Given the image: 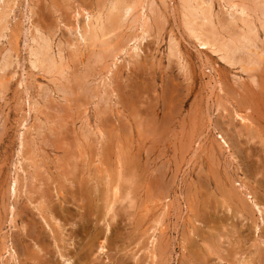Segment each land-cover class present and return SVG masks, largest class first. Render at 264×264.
Masks as SVG:
<instances>
[{
	"label": "rangeland",
	"instance_id": "1",
	"mask_svg": "<svg viewBox=\"0 0 264 264\" xmlns=\"http://www.w3.org/2000/svg\"><path fill=\"white\" fill-rule=\"evenodd\" d=\"M113 1L7 0L0 264L40 263L39 245L50 264H69L60 249L91 242L118 185L131 194L117 203V225L104 227L113 242L86 264H264V213L248 197L264 210V0H205L214 25L204 20L203 30L218 35L211 49L185 25L183 0H121L135 5L116 25L105 17ZM100 17L106 37L84 42ZM247 22L255 42L243 48ZM230 41L241 48L229 60L215 47ZM44 43L53 73L32 64ZM88 205L95 213L81 219Z\"/></svg>",
	"mask_w": 264,
	"mask_h": 264
},
{
	"label": "bare ground",
	"instance_id": "2",
	"mask_svg": "<svg viewBox=\"0 0 264 264\" xmlns=\"http://www.w3.org/2000/svg\"><path fill=\"white\" fill-rule=\"evenodd\" d=\"M10 1V0H9ZM13 1V5L17 2V0H12ZM120 1L121 0H114L113 2H112V6H111V8H110V13L109 12H107L109 15H105V17L107 18V22L109 23V21H110V23L109 24H113V23H115V24H113V25H116L117 24V22H118V19H119V17L123 20V18H124V15L127 13V14H130L131 13V11L133 10V8H134V6L133 5H135V4H133L132 5V3L131 4H126L125 3V5H123V3H122V5L120 4ZM193 1H195L196 2V5L193 3ZM207 1V0H206ZM206 1L205 0H183V5L186 7V9H187V12H188V14L186 13V16L188 17V19H184L185 21H187V22H185V25H186V23H188V24H190L192 27H191V30L192 31H190V32H194V34H195V36H196V38H197V40L199 41V44H201L202 46H206V47H208L209 45L211 46H213V45H215L216 44V41H218V39H216V38H214V37H216V36H218L217 34H216V36H215V34L213 35L212 34V36H210L209 34H207V33H205L206 31H204L203 30V26H205V25H203V24H206V23H211L212 24V20H211V15H212V13H211V8H212V6H211V2L209 3V1H208V5L207 6H205V4H206ZM258 1V0H257ZM261 2V1H260ZM4 3V8H3V6H2V4ZM10 3V2H9ZM259 3V2H258ZM257 3V6H260L259 4H261V3H259L258 4ZM209 4H210V6H209ZM233 4H234V2H233ZM13 5L12 6H10L8 3H7V0H0V36H2L3 34H2V32H3V29L5 28V16H6V14L8 15V9H7V7L8 6H10V8L11 9H13L14 7H13ZM256 5V4H255ZM263 5V4H262ZM121 6V7H120ZM235 6V5H234ZM13 7V8H12ZM214 7V6H213ZM241 7H244L243 9L242 8H240L241 10H243V12L244 11H246L245 9H247V6L246 5H241ZM246 7V8H245ZM9 8V7H8ZM260 9L262 8V11L261 12H263V14H264V8H263V6H260L259 7ZM1 9H4V10H1ZM7 9V10H6ZM122 9V10H121ZM231 9V8H230ZM14 10V9H13ZM124 10H125V12H124ZM254 10H258V8H254ZM107 11H109V9L107 10ZM116 11H118V12H116ZM186 11V10H185ZM184 11V12H185ZM260 11V10H259ZM125 14H124V13ZM243 12H242V14H243ZM248 12V11H247ZM249 12H250V10H249ZM101 13V12H100ZM231 13H233V12H231ZM231 13H230V15H231ZM236 13H238V12H236ZM93 14V13H92ZM91 14V15H92ZM96 14V13H95ZM104 14V13H103ZM103 14H101V15H103ZM126 14V15H127ZM184 14V13H183ZM241 14V15H242ZM100 15V14H99ZM100 15V16H101ZM116 15H118L119 17H116ZM213 16H214V12H213ZM233 16V15H232ZM249 16H250V14H249ZM262 16H264V15H262ZM97 17H98V15H97ZM104 17V16H103ZM197 17H201L202 18V20L204 21H206V23H205V21L201 24V25H198L197 23H198V19L196 20V22H195V20H194V18H197ZM88 18V17H87ZM118 18V19H117ZM125 18H126V16H125ZM185 18V17H184ZM200 18V19H201ZM237 18V17H236ZM239 18H241L242 19V16L241 17H239ZM244 18V17H243ZM245 18L246 19H248L247 18V16L245 15ZM89 19V21H91V17L90 18H88ZM94 19V18H93ZM96 19V18H95ZM101 20V17L100 18H97L96 19V21H94V22H91V24H89L88 26H90V29L89 30H86L85 32H83L84 34H82L81 36H82V38L84 39V42H85V39H87V37L88 38H90V39H97L98 38V36H100L99 34L100 33H102V35H105V34H107V32L109 31L108 29H109V27H108V23L105 21V20ZM109 19V20H108ZM117 19V20H116ZM87 20V19H86ZM120 20V19H119ZM238 20V19H237ZM243 20V19H242ZM249 20V19H248ZM245 21V20H244ZM120 22H121V20H120ZM202 22V21H201ZM242 22V21H241ZM246 22V21H245ZM88 23H90V22H88ZM232 23V22H231ZM250 23H252V22H250ZM249 22H247L246 24L248 25V29H249V32H247V34L249 35V33H251L250 34V36L251 35H256L255 34V31H254V29H253V27H251V24H250ZM187 24V25H188ZM237 24V23H236ZM208 25V24H207ZM210 25V24H209ZM212 25H214V23L212 24ZM229 25H230V23H229ZM245 25V24H244ZM247 25H246V27H247ZM211 26V25H210ZM82 27V26H81ZM186 27H188V26H186ZM213 28H214V26H212ZM190 28V27H189ZM189 28H187L188 29V31H189ZM86 29V28H85ZM242 29H244V32L246 31L245 30V28H242ZM75 31H77V30H75ZM252 31L254 32L253 34H252ZM89 32V33H88ZM143 32V31H142ZM210 32H212V31H210ZM145 33V32H144ZM243 33V32H242ZM243 35H244V33H243ZM145 36V35H144ZM250 36H244V39H246V40H248V42L247 43H245V44H248L249 43V45H244L243 44V48H249V46H251V44L250 43H252L253 41H254V37L255 36H251L252 38H250ZM105 37H106V35H105ZM142 38H143V36H141ZM139 38V37H138ZM145 38V37H144ZM82 39V40H83ZM89 39V40H90ZM135 39V38H134ZM134 39H133V41H134ZM137 39V38H136ZM252 39V40H251ZM91 41V40H90ZM92 41H95V40H92ZM74 42V41H73ZM136 42H138L137 40H136ZM255 42V41H254ZM139 43V42H138ZM77 44V43H76ZM103 44H105V42H103ZM176 45V44H175ZM222 46H221V48H220V46H216L215 47V50L216 49H220L221 50V52H222V50H224V52H225V54H224V56H223V58L225 59H233L234 58V54H235V52H237V51H239L240 50V48L241 47H239V46H237V45H235L234 44V42L232 41H230V42H227V43H224V44H221ZM132 46V45H131ZM173 47H174V45H173ZM219 47V48H218ZM40 48V47H39ZM175 48V47H174ZM208 48H210V47H208ZM133 49L135 50V51H137V49L139 50V46L137 45V43L133 46ZM211 49V48H210ZM213 49V48H212ZM49 50H50V45L49 44H46V43H44V45L41 47V49L39 50V51H35L33 54H34V56H35V58L37 59L36 61H32L31 63L33 64V66H46V68H48V70L50 71H52V70H56L57 69V67H58V65H57V63L58 62H56L55 61V59L53 58V57H51L50 55V53H51V51L49 52ZM178 50V49H177ZM173 51V50H172ZM216 51H218V50H216ZM176 52V51H175ZM62 61H63V59H62ZM8 63V62H7ZM6 63V64H7ZM38 63V64H37ZM61 64H62V62H61ZM8 66V65H7ZM6 65H5V67H7ZM4 67V66H3ZM45 67H44V69H46ZM55 72V71H54ZM52 73H53V71H52ZM238 114V113H237ZM241 114V113H240ZM240 114H238V115H240ZM241 117H242V120H246V116L244 117L243 116V114H241L240 115ZM224 137V136H223ZM223 137L221 138V139H223ZM223 141V140H222ZM223 143L224 144H227V145H229L228 144V142L224 139V141H223ZM107 176V175H106ZM108 178L109 177H107V181H108ZM110 179V178H109ZM16 181V180H15ZM14 181V182H15ZM129 181V180H128ZM88 182V181H87ZM131 183V182H130ZM15 184V186H14V190L16 191V186H17V181L14 183ZM115 184V183H114ZM133 184V183H132ZM86 186V185H85ZM109 186V185H108ZM119 186V185H118ZM118 186H116V187H112V186H110V189L112 188V189H114L113 190V193H111L112 195H109V194H107V192H106V194H107V197H105V199H104V212H103V216L102 217H100V216H96V218H95V225H98V223L99 222H101V220H103L104 221V224H106L104 227L105 228H107L108 230L109 229H111V228H113V226L115 225V223H117L118 222V219H116L119 215H120V211H118L117 212V209L119 208V206L117 207V203L118 202H121V201H123V202H125V200H127L126 198H129L130 197V194H131V192H127L126 194H122L121 196H119V194H120V192H121V190L119 191V187ZM246 186V185H245ZM107 187V186H106ZM128 187V186H127ZM125 188V187H124ZM109 189V188H108ZM122 189V188H121ZM126 189V188H125ZM82 191V190H81ZM80 191V192H81ZM109 191V190H108ZM112 191V190H111ZM110 193V192H109ZM230 193V192H229ZM74 195V194H73ZM82 195V194H81ZM80 195V196H81ZM247 195V194H246ZM248 195H251L250 193H248ZM106 196V195H105ZM249 197V199H251V205L252 206H254L256 209H257V212H260L259 214H262V216H263V213H264V210L261 208V206L253 199V196H248ZM75 198V197H74ZM82 198V197H81ZM84 198H86V197H84ZM102 199V198H101ZM85 200V199H84ZM103 200V199H102ZM121 200V201H120ZM131 200L133 201V199L131 198ZM243 201L245 200V199H242ZM80 201H83V200H80ZM89 201V200H88ZM128 201H129V199H128ZM78 202V201H77ZM101 202V201H100ZM135 202V201H134ZM133 202V203H134ZM245 202V201H244ZM82 203V202H81ZM102 203H103V201H102ZM239 203H240V201H239ZM238 203V204H239ZM247 203V202H246ZM250 203V202H249ZM84 204V203H83ZM90 204V203H89ZM128 203H126V205H127ZM129 204H131V202H129ZM136 205V204H135ZM89 207H88V210H86V212H85V214H83V216H82V218L81 219H84V220H86L87 218L88 219H91L90 217H92L93 215L92 214H94L95 213V209L94 208H96V204L95 205H92V206H95L94 208L91 206V205H88ZM102 206V205H101ZM100 206V207H101ZM128 206V205H127ZM83 206H81V208H82ZM85 207V206H84ZM83 207V208H84ZM98 207V211H99V206H97ZM123 207H125V206H123ZM132 207H133V205H132ZM126 208V207H125ZM134 208V207H133ZM237 208V207H236ZM241 208V207H240ZM256 209H255V211H256ZM68 210V209H67ZM93 210V211H92ZM119 210V209H118ZM121 211H122V208L120 209ZM121 214H122V212H121ZM98 215V214H97ZM54 216V215H53ZM123 216V215H122ZM261 216V215H260ZM44 219H46L45 221H48V218H46V217H44ZM121 219V218H120ZM53 220H55L56 222H58V221H60V219L58 218V217H56V216H54L53 217ZM262 220H264V218L262 219ZM117 221V222H116ZM69 223H70V221H69ZM74 223V222H73ZM56 224V223H55ZM60 224V223H59ZM68 223L66 222L65 224H60V225H58V227L60 228H62L61 229V231L62 230H64L63 228L67 225ZM257 224V223H256ZM48 225H50V224H48ZM57 225V224H56ZM117 225V224H116ZM115 225V226H116ZM257 227H258V225H256ZM52 227V226H51ZM104 227H102L101 229H100V231H98V232H96V234L92 237V239H91V242L90 243H88V244H86L85 246H78L79 247V249H74V250H72L71 251V249H67L65 246H64V249L66 250V251H62V249H60V256L65 260V261H68L69 262V264H76V261H78L79 262V264L81 263V264H86L88 261V258H90V257H92V255L95 253V250H99V253L101 254V253H104L105 252V250H106V247L108 246V245H110L111 244V242H113L112 241V237H110V236H106L105 234V232H106V229L104 228ZM157 228V227H156ZM51 230V229H50ZM77 234V233H76ZM218 235V234H217ZM68 236H69V238H68V240L70 241V240H74V245H75V248H76V239H77V235H75V230H73V231H71L69 234H68ZM75 236V237H74ZM63 239V238H62ZM206 240V239H205ZM56 241V240H55ZM156 241V240H155ZM213 241V240H212ZM66 242V241H65ZM264 242V241H263ZM98 243V244H97ZM151 243V242H150ZM66 244V243H65ZM153 244H154V239H153ZM67 246V245H66ZM45 247V246H44ZM44 247H42L41 245H39V251H43V254H41V258H39V259H41L40 260V263H37V264H47V263H49L48 261H49V259H48V251H47V248H44ZM154 247V246H153ZM61 248V247H60ZM108 248V247H107ZM156 248H157V245L155 246V250H156ZM7 249H8V247H7ZM13 249V248H12ZM158 249V248H157ZM151 252H153V250L151 251ZM12 253V252H11ZM153 254H154V252H153ZM135 255V254H134ZM34 256L36 257V258H38L39 257V255H38V253H34ZM47 256V257H46ZM16 258V257H15ZM33 258V257H32ZM44 258H47V259H44ZM38 259V260H39ZM94 260V259H93ZM50 264V263H49Z\"/></svg>",
	"mask_w": 264,
	"mask_h": 264
}]
</instances>
